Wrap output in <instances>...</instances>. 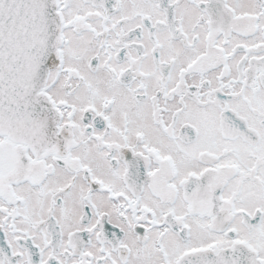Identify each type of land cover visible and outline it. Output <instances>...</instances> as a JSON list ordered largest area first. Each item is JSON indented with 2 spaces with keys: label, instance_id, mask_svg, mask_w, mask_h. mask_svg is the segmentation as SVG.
Here are the masks:
<instances>
[{
  "label": "snow or ice",
  "instance_id": "1",
  "mask_svg": "<svg viewBox=\"0 0 264 264\" xmlns=\"http://www.w3.org/2000/svg\"><path fill=\"white\" fill-rule=\"evenodd\" d=\"M0 264H264V0H0Z\"/></svg>",
  "mask_w": 264,
  "mask_h": 264
}]
</instances>
